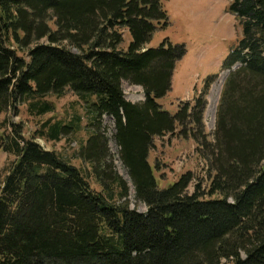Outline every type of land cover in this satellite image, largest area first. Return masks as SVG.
<instances>
[{
    "label": "trees",
    "instance_id": "obj_1",
    "mask_svg": "<svg viewBox=\"0 0 264 264\" xmlns=\"http://www.w3.org/2000/svg\"><path fill=\"white\" fill-rule=\"evenodd\" d=\"M241 38L213 138L211 78L176 114L159 101L173 87L184 45L166 39L162 0H0V152L14 158L0 185V264H264V0H233ZM129 37V42H127ZM146 100H126L123 83ZM86 101L71 125L43 123L31 138L16 122L54 113L50 97ZM115 120L120 160L147 207H131L102 120ZM88 134L75 166L37 140ZM172 136L197 145L209 184L187 172L163 186L150 155Z\"/></svg>",
    "mask_w": 264,
    "mask_h": 264
},
{
    "label": "rangeland",
    "instance_id": "obj_2",
    "mask_svg": "<svg viewBox=\"0 0 264 264\" xmlns=\"http://www.w3.org/2000/svg\"><path fill=\"white\" fill-rule=\"evenodd\" d=\"M170 17V26L166 30L158 32L151 44L157 48L166 39L173 45H184L186 56L178 63L173 80L172 91L159 103L171 114H176L179 105L184 102H194L204 93L208 81L212 78L205 114L206 131L213 138L216 130L217 112L221 101L225 82L230 74L224 68L231 51L237 46L241 31L235 17L230 13V5L233 0H162ZM127 37V42H129ZM126 100L133 104H142L146 100L144 89L140 86L123 83ZM49 100L56 107L54 113L42 118L30 117L26 108L21 110L16 122L25 125V133L28 138L35 135L43 123L62 122L71 125L75 117L83 116V127L88 124L85 117L86 101L68 92L63 98L50 97ZM103 129L110 140L109 148L115 159L118 174L130 185V202L133 209L140 213H147V207L136 199L135 188L130 180L125 166L120 160V147L115 140L116 124L111 116H105L102 120ZM79 134L70 132L59 142H47L38 138V142L49 151H56L68 158L77 167L84 165L76 159L80 156L82 146L85 145L88 134L85 129ZM76 156V158H75ZM14 158L4 152H0V185L7 173V167ZM152 165H157L160 172L157 176L164 177L162 185L177 181L187 172L195 175L194 186L202 179L204 189L207 188L208 166L197 153V145L193 141H185L177 137L168 136L156 140L155 150L150 155Z\"/></svg>",
    "mask_w": 264,
    "mask_h": 264
}]
</instances>
